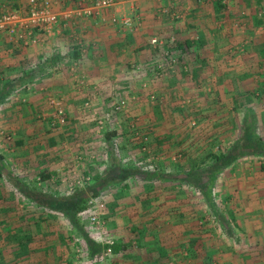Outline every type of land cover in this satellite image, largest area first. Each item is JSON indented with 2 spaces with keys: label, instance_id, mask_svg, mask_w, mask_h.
<instances>
[{
  "label": "rangeland",
  "instance_id": "rangeland-1",
  "mask_svg": "<svg viewBox=\"0 0 264 264\" xmlns=\"http://www.w3.org/2000/svg\"><path fill=\"white\" fill-rule=\"evenodd\" d=\"M15 1L20 9L26 4V0ZM230 1L193 0L198 5L193 12L196 21L186 17L181 24L168 18L170 23L165 22L163 30L148 34L164 42L160 53L154 52L170 50L177 63L171 67L164 55L158 58L155 53L142 61L143 68L134 62L130 71L138 76L122 87L124 96L106 103L78 99L73 109V102L47 81L62 72L61 61L38 74L41 53L35 52L33 61L22 69V61L17 60L20 52L3 50L9 62L6 67L0 65V264H29L30 260L42 264L47 257L52 262L48 252L57 261L62 253L63 264H112L113 259L114 264L133 263L132 256L139 255L143 256L138 264H255L249 224L264 221V171L260 168L264 150L246 149L218 173L207 172L212 162L209 153L226 151L241 138L257 137L264 142V50L253 65L223 66L218 62L221 52L210 51L204 34H215L217 45L219 31L244 30L254 12V26L261 28L259 36L264 39V0H240L241 7ZM72 2L54 4L74 8ZM10 5L0 1V13ZM131 6L120 4L117 14L132 17L136 2ZM142 21L138 17L132 33L145 29ZM185 30L192 45L182 53L170 39L175 44ZM5 40L13 44L0 36V60ZM211 57L214 63H209ZM242 69L243 76L237 74ZM221 70L228 81L220 80ZM29 72H36L33 78ZM146 73L155 78L145 80ZM52 102H59L63 114ZM66 159L67 171L63 169ZM51 166L58 169L52 173ZM40 173L51 175L41 180ZM121 189L130 202L113 209ZM78 191L87 195V201L104 202V230L92 231L88 216L96 210L88 204L75 212L78 226H73L74 212L68 211L71 205H65L63 198ZM117 218L122 223L116 229L119 238L138 237L131 227H124L137 218L148 226L145 233L151 232L143 236L141 247L136 238L128 239L131 246L137 245L136 255L126 256L128 260L120 253L107 255L103 242H121L112 230ZM151 223L161 227L151 230ZM84 236L99 243V253L90 251ZM23 237L29 240L23 243ZM260 238L263 241L264 234ZM151 245L157 248L156 259L151 256ZM259 260L264 264V255Z\"/></svg>",
  "mask_w": 264,
  "mask_h": 264
},
{
  "label": "crops",
  "instance_id": "crops-1",
  "mask_svg": "<svg viewBox=\"0 0 264 264\" xmlns=\"http://www.w3.org/2000/svg\"><path fill=\"white\" fill-rule=\"evenodd\" d=\"M64 2L67 1L52 0L53 9L56 12H61L63 10L69 9L68 7L64 9H62V7L57 8L54 4V3L62 4ZM115 2H116V6L110 8L109 10H106L102 14V16H97L94 18L83 17L79 19H71L66 23L60 24L57 31H55L52 35L40 34L38 44H35V46L23 48L21 46H17L14 44L10 45L9 42L5 40L6 43L3 46L4 48H2V52H1L2 57H4V59L1 58L0 60L1 67H6L8 65L7 62H9L6 61L9 60L7 58L8 54H5L4 53L5 51L3 50H8V51L14 50L16 52H20L19 55L17 56V60L22 61L21 62L22 64H20L22 65L21 67L22 69L28 67L29 63L33 61V59L31 58L34 57L35 52L41 53L42 57L40 58L39 62L36 63L37 66L36 72H38V74H42L43 71H46L47 67L51 65H55L58 63V61H61L59 62L58 65L60 66L64 65V69H62V72L61 73L57 72L53 75H50L47 81L49 82L50 87L52 84H55L57 86L56 89L66 97V100L69 99V101L71 100L70 102H73L71 104V107H73V109L77 108L78 103L76 102V100L78 99H83V100L96 99L99 101V103H104V102L106 103L107 100L109 99H114L122 95L124 96L125 92L122 93L123 91L122 87H125V85H128L131 82L130 79L132 76L134 77L138 76L134 71H130V68L134 65L133 63L138 62V64L140 63L141 64L140 66H142L143 68L142 65L143 62L147 59H150V57L154 56L155 53L154 51L158 48L152 46L149 43L150 37H148V34L153 33L155 30L156 31L163 30L167 26L165 22L170 23L168 18L172 19L170 15L168 16L167 14L162 13V10L166 8L170 13L172 11H177L178 13H181L182 14L181 19L178 20L172 19V20L175 22H181V24H183L184 23L183 19L186 17L188 18L190 17L194 21L197 20L194 19L193 12H196V10H198L197 8L198 5H194L193 0H177L176 2H171L170 0L137 1L135 7L136 10L133 11L132 17H135L134 15H137L138 13V17L144 20L142 21V24L145 25V29L143 30L142 27L138 33H132L130 29H124L117 25L115 26L111 23V17L113 15L114 16L125 15V14H117V13H120L121 10L119 5L123 3L127 4V2L124 0H115ZM230 2L235 6L241 7L240 0H231ZM173 4L176 5L174 8L172 7ZM255 16L256 15L254 14V12H252V16L249 17V19L251 20L247 23L246 28L244 30L225 29L224 31H219L218 35H220L219 37L220 40L217 39L219 43L217 45H215L214 43L215 41L213 42L214 37H216L215 34L210 37L208 34H206L207 32L204 33L209 40L208 44L210 45L209 47L210 51L211 50L215 51L218 49V51L221 52L218 62L222 63L223 66L224 65L230 66L233 65V63L237 62L236 66L244 68L245 66H250L253 65L254 63H257L258 60L260 59V51L264 50V39L261 40L259 36L258 31L259 29L261 30V28L260 27L256 28L254 26L255 21L257 20V17L256 20L254 19ZM194 21H190V22L187 21V22L188 24H193L195 23ZM133 23L134 25L137 24V22H133ZM250 23L251 25H249ZM185 32L186 33L180 34L178 36L180 37L179 41H183L186 39V37L188 36V35L186 36L188 31L185 30ZM183 35L185 38L181 37ZM249 37L251 40L250 43L248 41ZM167 39H169V37ZM9 46H11L10 49L8 48ZM71 46L73 48H70ZM232 53H234L235 56L234 55L232 56ZM159 56L157 57L159 58ZM214 62L215 59L211 57L209 63H214ZM244 62H246V64H244ZM152 63L154 62L152 61ZM71 71H74V73H71ZM36 72H29L30 75L32 74V76L30 77L33 78ZM244 73L245 71L243 69L241 72L237 71V74H241L242 76ZM226 75L227 73L221 70L220 80L226 81L227 80ZM153 78L155 77L152 76L151 74L146 73L144 79L148 81L149 79H153ZM79 126L80 125L77 124V127ZM68 162L69 160L66 159L64 164L65 166L63 167L64 170L66 168V163ZM24 165H26V163H24ZM59 165L57 166L61 167ZM57 166L56 167L51 166L50 171H52L53 173L56 169H58ZM65 171H67V169ZM121 190H123V192L119 193L120 197L118 199L114 198L115 201L118 202L113 204L114 206L113 209L116 206L122 207L126 203L130 202L129 199L128 200L124 199V196H126L125 193L126 190L125 189H121ZM255 212L258 213L259 208H256ZM182 216L185 217V214H183ZM118 220L119 218L115 219L117 225H115L113 222L112 230L115 228L113 230L115 231L114 233L118 231L116 229L122 227L120 226L122 225V223L120 222V220L119 221ZM169 223H170L169 226H171L172 221H169ZM156 225L157 223L155 224L151 223L150 229L152 230V228H154ZM186 225L188 227L187 234H189V223L186 222ZM242 225L243 224H240L239 226H241L242 228ZM126 226L131 227V230H133L135 234H138L137 235L138 237L133 236L128 238V235L126 234L125 236L123 235L121 236V238H119L118 234L116 233L117 238L121 239V242L116 240V243L121 244L119 245L121 249L118 252H115V254L117 256L120 253V255H123V257L125 258L126 256L129 255L131 256L136 255L134 254L136 253L134 252V248L137 245L141 247L143 245V239H142L143 236L144 237L145 235L149 236L151 233V232L145 233L144 230H148L147 229L148 226H146V224L141 222L139 218H137L136 221L125 224L124 227ZM157 226L161 227L159 225ZM249 226L253 229L251 234H253L254 236L253 237L254 247L252 248L254 249V252H251L252 255L251 258L252 259L257 258L255 264H262V262L260 263L259 259L261 258L262 255H264L263 252L264 239L262 241L260 235L264 234V221L260 222L256 219L252 221L249 224ZM118 233L120 232L118 231ZM135 238H136L135 243H137V245L134 244L135 246H131L133 242L129 240ZM150 251L151 253H153L151 255L152 258L156 259L157 256L159 255L156 254L157 248L151 245ZM51 255L52 253L48 252V256L50 257L49 259L52 260V264H63L62 260L64 259V257L62 253H59V261H57L58 259L57 258L56 262L53 261L54 256ZM142 256L140 255L139 257L132 256L133 261L131 262L133 263H130V261H126V262L124 261V264H138ZM145 256L146 257L149 256V253L146 252V254H144V257ZM128 258L129 257H127L125 260H128ZM112 261H113L112 264H114L116 260L113 259ZM134 261L136 263H134Z\"/></svg>",
  "mask_w": 264,
  "mask_h": 264
},
{
  "label": "built area",
  "instance_id": "built-area-1",
  "mask_svg": "<svg viewBox=\"0 0 264 264\" xmlns=\"http://www.w3.org/2000/svg\"><path fill=\"white\" fill-rule=\"evenodd\" d=\"M76 5L74 8H69L61 12H56L53 9L52 0H26V9L11 11L5 10L0 13V35H4L11 43L23 48L30 47L38 43L39 35L46 34L52 35L59 28L60 24L66 23L71 19L79 18H94L102 16V14L110 8L116 6L115 0H75ZM127 3L134 5L139 0H125ZM176 2L177 0H170ZM176 5L173 4V8ZM162 13L170 15L172 19L178 20L182 18V14L177 11L168 12L164 8ZM138 20V16L132 18L125 15L112 16L111 23L124 29H132L133 22ZM149 43L154 47H161L164 42L160 38H151ZM170 43H174V39H170ZM170 47V46H169ZM171 48V47H170ZM164 55L171 67L177 63V58L166 50ZM55 105L59 115L63 114L59 102H52ZM101 201V202H98ZM89 208L93 211L88 216L89 224L94 230H104V202L102 200H94L93 198L88 201ZM107 244V255L112 253V240H103Z\"/></svg>",
  "mask_w": 264,
  "mask_h": 264
},
{
  "label": "trees",
  "instance_id": "trees-1",
  "mask_svg": "<svg viewBox=\"0 0 264 264\" xmlns=\"http://www.w3.org/2000/svg\"><path fill=\"white\" fill-rule=\"evenodd\" d=\"M0 1H2V0H0ZM5 1L11 3L10 8L8 10L18 11V10H25L26 9V4H23L22 9H20V7L17 6L15 0H5ZM66 1L69 2V3L71 1H73L72 3L74 4V6L76 5V1L75 0H66ZM213 1H217V0H213ZM216 4L218 5V2H216ZM68 8H70V7H68ZM1 36L4 37V35H1ZM167 42H169L168 39H166V43ZM171 45H175L176 48H177L176 50L183 53L184 47L188 48L190 45H192V42L189 41L188 38H186L185 40L180 41V42L178 40L177 42H175V44L173 43ZM156 50L160 53L161 47H158ZM159 53L155 52L156 57L159 56ZM160 55H162V54H160ZM1 95H2V92L0 91V103H1V101L3 99V96H1ZM248 139L246 141L244 138H241L231 148H228L226 151H222L219 154L209 153L207 155V157H209V159H212V162L210 163L209 167L207 168V172L210 173V175L218 173L219 170L231 165L233 162H235L236 160L241 158L245 154V150L246 149H250L251 151L257 152V153L258 152H263V150H264V142H263L262 139L257 138V137L248 138ZM242 142H244V143H242ZM248 142L250 144H248ZM194 168H195V166H194ZM260 168H261L262 171H264V158H263V161L261 162V167ZM40 174H41L40 175V177H41L40 179L41 180H44V179L48 178L51 175L50 173H46V174L45 173H40ZM185 177H186V180H187L188 176H185ZM21 186L22 187L23 186L26 187V185L23 184V183H21ZM20 191L23 193V195L25 194L24 195L25 197L27 196V198L29 200H32V195L29 194L25 190V188H20ZM94 195H96V194H94ZM86 196L87 195L83 196V194H80V192H79V194H77V192H75L72 196H68V197L63 198V199L66 200V203H67L65 205H71V208H69L68 211L69 212H74V213L71 214L72 215L71 220H72L73 226H75V227L78 226V224L75 222V219H74V216L76 214L75 212L86 208V205L88 204V201H87L88 197H86ZM48 200H55V198L48 197ZM66 213H68V212H65V214ZM84 237L87 240V244L89 245L90 251L91 250H95V253L96 252L99 253V251H100L99 243L96 244L94 241L88 240L86 236H84ZM28 240H29V237H23V239H21V242L26 243ZM119 245H121V244L120 243L119 244L118 243L117 244H113V246H112L113 254L115 252H118L121 249V247ZM47 258L43 261L42 264H52V262L49 261ZM54 262H56L55 259H54ZM38 263L36 261H34V260H30V262H29V264H38Z\"/></svg>",
  "mask_w": 264,
  "mask_h": 264
}]
</instances>
